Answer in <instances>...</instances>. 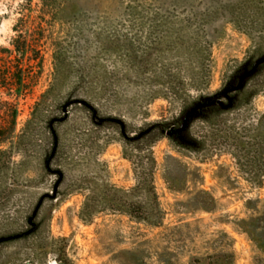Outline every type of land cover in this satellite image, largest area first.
Returning a JSON list of instances; mask_svg holds the SVG:
<instances>
[{"label":"rangeland","instance_id":"obj_1","mask_svg":"<svg viewBox=\"0 0 264 264\" xmlns=\"http://www.w3.org/2000/svg\"><path fill=\"white\" fill-rule=\"evenodd\" d=\"M4 3L31 78L0 91V264H264V64L169 134L264 57V0Z\"/></svg>","mask_w":264,"mask_h":264},{"label":"trees","instance_id":"obj_2","mask_svg":"<svg viewBox=\"0 0 264 264\" xmlns=\"http://www.w3.org/2000/svg\"><path fill=\"white\" fill-rule=\"evenodd\" d=\"M16 32H18L16 30ZM21 35H17L16 38L13 39L11 46L12 49L8 48H1L0 49V91H3L4 94L9 96L11 99L14 98H21L25 97V92H27V85L30 81V73H28L27 67V49L26 45L21 43ZM25 45V46H24ZM250 69V68H249ZM247 69H244L241 75L246 72ZM239 76L237 82L235 84L231 83L228 88L235 87L241 77ZM247 82L244 83V88L246 86ZM212 100V99H211ZM8 103V102H7ZM197 105V104H196ZM220 107V105H215ZM215 106L203 108L199 111H197L190 119V123L200 114H202L204 111L214 108ZM18 117V109L15 108L12 112V114L8 117V119H0V144L4 143L6 139L3 138L4 132L7 129L8 126H10L11 132L14 131L16 126V121ZM189 123V124H190ZM159 130L162 131L161 127H158ZM188 128L180 133V134H173L171 138L176 139L178 143H180L182 146L186 143V132ZM173 131V130H172ZM168 134V133H167ZM186 146V145H185ZM264 213V212H263ZM264 217V215H263ZM261 218L252 219L250 221H242L241 222V228L250 236L252 240H254L257 245L264 251V230L258 227V221ZM34 221L30 220L29 225H33ZM33 228V227H31ZM34 232L33 229H30L28 231H25L18 235V237L21 236H27L30 232ZM60 262H65L64 257ZM65 264V263H61Z\"/></svg>","mask_w":264,"mask_h":264},{"label":"water","instance_id":"obj_3","mask_svg":"<svg viewBox=\"0 0 264 264\" xmlns=\"http://www.w3.org/2000/svg\"><path fill=\"white\" fill-rule=\"evenodd\" d=\"M262 64H264V57L261 58V59H259V60H257L253 64V66L251 67V69L247 70L246 72H244L241 75V77H240V79H239V81H238V83H237V85L235 87L228 88L225 91L224 96L229 101V105L228 106H224L223 103L220 100H208V101H205V102L198 103L197 105H195L194 107H192L190 109V111H188V113L186 114V116H185V118L183 120L182 126L179 129H177V130H173L172 132H169V134H180V133L184 132L187 129L189 123H190L191 117L197 111H199V110H201L203 108L211 107V106H214V105H217V104L220 105V107H222V108H229V107H231V101L232 100L228 96V93L240 91L243 88L245 81L248 80L250 77H252L256 73V71L258 70V68Z\"/></svg>","mask_w":264,"mask_h":264},{"label":"clouds","instance_id":"obj_4","mask_svg":"<svg viewBox=\"0 0 264 264\" xmlns=\"http://www.w3.org/2000/svg\"><path fill=\"white\" fill-rule=\"evenodd\" d=\"M8 2H11V0H8ZM7 10L4 0H0V15H3ZM0 43H3V41H0Z\"/></svg>","mask_w":264,"mask_h":264}]
</instances>
